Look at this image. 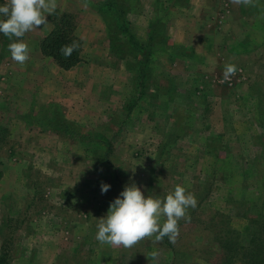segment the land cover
<instances>
[{
  "label": "rangeland",
  "instance_id": "obj_1",
  "mask_svg": "<svg viewBox=\"0 0 264 264\" xmlns=\"http://www.w3.org/2000/svg\"><path fill=\"white\" fill-rule=\"evenodd\" d=\"M55 2L22 38L23 65L0 34V264H253L264 0ZM63 14L82 49L69 70L40 51ZM229 63L238 70L225 81ZM132 183L146 197L177 185L194 194L173 249L154 237L129 248L95 239L96 219Z\"/></svg>",
  "mask_w": 264,
  "mask_h": 264
},
{
  "label": "clouds",
  "instance_id": "obj_2",
  "mask_svg": "<svg viewBox=\"0 0 264 264\" xmlns=\"http://www.w3.org/2000/svg\"><path fill=\"white\" fill-rule=\"evenodd\" d=\"M248 3L249 0H242ZM56 9L55 0H3L0 3V34L12 41L8 51L12 60L23 65L29 59L28 45L23 41L26 33L38 30L47 23V16ZM47 14V15H46ZM78 47L76 42L61 49L70 56ZM237 66L224 67L223 79L227 81L237 72ZM101 184V194L110 190ZM197 200L182 185H177L165 197L145 196L135 183L125 185L123 191L109 205L105 216L98 221L95 239L100 244L129 248L146 237L156 242L165 237L175 243L179 236V221L187 217L189 208L195 209ZM155 257L156 253L152 254Z\"/></svg>",
  "mask_w": 264,
  "mask_h": 264
},
{
  "label": "trees",
  "instance_id": "obj_3",
  "mask_svg": "<svg viewBox=\"0 0 264 264\" xmlns=\"http://www.w3.org/2000/svg\"><path fill=\"white\" fill-rule=\"evenodd\" d=\"M73 42H76L78 47L70 56H65L61 52V49L66 45H71ZM40 51L44 56L51 57L59 68L63 70H69L81 61V42L76 35H74V24L68 15L63 14L56 20L54 27L41 41ZM254 220L257 219L254 218L253 221ZM252 235L253 242L254 240H262L260 245L264 246V227L258 226V229ZM162 241L166 247L173 249V245L168 241L167 237ZM263 246L258 249L261 257L258 260H254L253 264H264ZM244 250L246 252L252 251L251 247H245Z\"/></svg>",
  "mask_w": 264,
  "mask_h": 264
}]
</instances>
